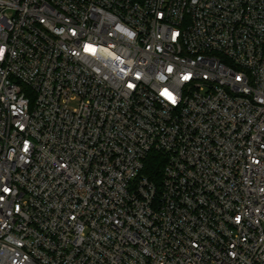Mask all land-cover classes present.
Returning <instances> with one entry per match:
<instances>
[{
	"label": "built area",
	"instance_id": "1",
	"mask_svg": "<svg viewBox=\"0 0 264 264\" xmlns=\"http://www.w3.org/2000/svg\"><path fill=\"white\" fill-rule=\"evenodd\" d=\"M0 264H264V0H0Z\"/></svg>",
	"mask_w": 264,
	"mask_h": 264
},
{
	"label": "trees",
	"instance_id": "2",
	"mask_svg": "<svg viewBox=\"0 0 264 264\" xmlns=\"http://www.w3.org/2000/svg\"><path fill=\"white\" fill-rule=\"evenodd\" d=\"M165 165V157L158 152H152L146 161L144 174L157 186H160Z\"/></svg>",
	"mask_w": 264,
	"mask_h": 264
},
{
	"label": "snow or ice",
	"instance_id": "3",
	"mask_svg": "<svg viewBox=\"0 0 264 264\" xmlns=\"http://www.w3.org/2000/svg\"><path fill=\"white\" fill-rule=\"evenodd\" d=\"M185 78H187V77H185ZM169 98H170V99H173L171 96H169ZM173 102H174V100H173Z\"/></svg>",
	"mask_w": 264,
	"mask_h": 264
}]
</instances>
